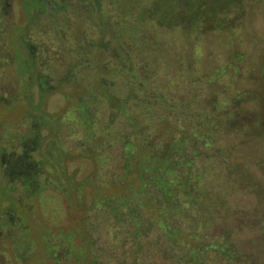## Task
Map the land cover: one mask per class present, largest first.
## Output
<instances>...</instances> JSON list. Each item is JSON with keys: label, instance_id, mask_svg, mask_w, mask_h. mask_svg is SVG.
<instances>
[{"label": "trees", "instance_id": "16d2710c", "mask_svg": "<svg viewBox=\"0 0 264 264\" xmlns=\"http://www.w3.org/2000/svg\"><path fill=\"white\" fill-rule=\"evenodd\" d=\"M82 1L78 12L86 21L100 18L99 25L109 17L107 31L99 29L97 40L89 37L84 25L83 50L110 53L114 61L98 65L108 77L100 76L89 90H97L101 100L90 93L73 101L68 92L73 107H66L58 117H33L35 136L44 124L57 125L58 138L50 143L55 155L50 145L46 150L51 159L48 167L43 153L40 161L32 159L38 144L28 148V141L20 155L14 153L2 162L1 200L7 196L10 205L0 208V264H263V248L254 260V252L244 250L239 234L244 228L256 229L253 224L264 230V189L252 171L261 170L264 161L254 159L255 165L247 167L237 152L247 144L260 145L264 88L246 91L244 98L237 92L231 98L243 100L239 106L233 102L220 108L213 95L205 98L189 84L181 55L185 45L176 42L166 47L157 41L159 34L181 28L189 18L196 22L205 0H173L168 9L162 7L165 0ZM238 1L213 0V8L214 3L219 8ZM33 5L61 11L53 0H33ZM186 26V32L195 34L191 22ZM149 37L156 38L153 44ZM32 48L28 60L35 67L38 51ZM229 58L239 63L242 54ZM84 62L97 67L91 59ZM81 64H70L68 81L79 82ZM118 78L131 85L119 96L113 91ZM99 102L107 117L102 124L95 105ZM119 123L118 136L106 140V131ZM84 128L100 149L87 148L86 136H76ZM68 142L71 147L66 148ZM112 152L113 162L118 159L121 164L118 170L109 164ZM77 159L91 164L85 175L71 164ZM56 194L63 203H55ZM253 197L258 205L247 208ZM58 207L67 212L62 226L51 228L35 215L36 208L45 216ZM245 212L252 221L245 220Z\"/></svg>", "mask_w": 264, "mask_h": 264}, {"label": "rangeland", "instance_id": "374dc122", "mask_svg": "<svg viewBox=\"0 0 264 264\" xmlns=\"http://www.w3.org/2000/svg\"><path fill=\"white\" fill-rule=\"evenodd\" d=\"M53 1L61 10L60 12H48L47 9H41L39 6L33 5V0H0L1 178L2 162L9 161L14 153L20 155L24 150V141L29 142L28 148L32 147L33 142H37L38 148L35 153L31 154V157L35 162H38L42 159L41 154L43 153L48 160L46 167L49 166L51 159L46 150H48L53 137L55 140L58 138V134H55L57 125L56 123L44 124L35 136L32 129L33 117L37 120L40 119V115L58 117L66 107L67 109L73 107V102L67 101L65 93L72 94L73 101L82 95L88 97L91 93L89 90L94 88L93 85L100 79L99 77L102 75L108 77V74L104 73L98 65L101 62L114 61L110 53L83 50V46H81L84 25L87 24L89 37L97 40L101 38V35H98L99 29L103 28L107 31L108 25L105 22L109 21V17L104 18L103 14L100 13L99 15L103 19H101L102 23L97 25L96 22L100 18L94 20L96 18L94 17L92 21L90 19L86 21L85 16L80 17L78 8L84 4L82 0ZM90 1L98 3L99 0ZM171 1L173 0H165V6L162 7L168 9ZM214 5L213 8V0H205L202 6L198 8L201 17L196 19V22L189 18V20L182 22L181 28H177L180 27L179 25L174 26L177 29L173 32H163L161 35L158 33L160 38L157 37V41L165 44L166 47L169 44L172 46L176 42L179 46L185 45L181 48V55L182 58L184 57V70L189 76V84H192L193 91L197 89L201 96L205 95V98L213 95V102L217 100L220 108L230 107L233 102L239 106L243 100L237 101L235 98H231L235 97L233 96L235 93L238 92L241 98H244L246 91L250 94L253 88H264V0H239L235 5L225 6L222 4L219 8L216 3ZM66 15L69 18H65ZM104 16L107 17L105 13ZM165 19L168 21L167 17ZM189 22L192 23V26L189 27L192 29L190 31L195 34L186 32L188 29L186 23ZM155 40L153 39V42L150 40L151 44ZM32 46L38 51L37 56L34 57L35 67L28 60L32 58L28 56L33 49ZM234 53L242 54L241 62L230 61L229 57ZM85 59H91L93 63L90 64L97 65V67H89V62L85 63ZM164 60L162 58L161 62H156L158 67ZM78 62H83L79 68L81 69V79L76 80L79 82L68 81L65 78L68 75V67L71 63L76 64ZM191 65L193 68H190ZM137 66L139 70H143L140 65ZM142 72H140L141 75ZM75 73H77L76 70ZM87 73L94 79H88ZM162 74L164 75L163 71ZM261 74L263 76H259ZM41 77L44 78L40 79ZM61 81L62 83L57 89H51V87L58 86ZM116 82V85L119 86L113 90L115 95L126 94L128 87H131L125 78H118ZM46 86L48 89H43ZM98 94V91L95 90L90 96L93 97L94 95L95 98L101 100ZM183 98L185 99L186 96L183 95ZM246 103L248 104V101ZM251 104L253 103L248 105L253 107ZM95 105L99 106L97 112L99 122L102 124L107 121L106 110L102 102ZM251 117L254 116H249V118ZM260 117L264 122V113ZM119 125L120 123L115 125L113 130L106 131L108 134L106 140H111L117 135L120 130ZM58 128L65 131L64 126L62 128L60 124ZM81 132H78L76 136H86L87 148H101V145L97 144L87 128ZM159 133L161 134V131ZM251 133L253 134V132ZM255 134L258 135L259 133L255 132ZM260 137L262 138L261 142L257 141L260 145L247 144L241 147V151L237 152L243 155L241 158L244 159L239 158L238 160L246 164L247 167L255 165L253 164L254 159L259 158V161H264V130ZM64 139H69V137L65 136ZM252 139L255 138L252 137ZM69 147L71 145L68 142L66 148ZM117 147L121 153V146L117 144ZM50 152L51 155H55V149L51 148ZM76 152L79 153L78 150ZM114 157L115 153L112 152L109 164L112 169L118 170L121 164H118V159L114 163ZM88 163L89 161L77 159L71 164L82 168V175H85L91 169V164ZM259 167H262L261 170L258 169ZM259 167L256 166L258 171H252L257 174V177H260L263 190L264 162ZM260 171L263 174H260ZM4 195L5 190L0 188L1 209H6L10 205L7 196L1 200ZM55 197L57 198L55 203L64 202L62 196L56 194ZM256 199L257 197L250 198L253 203L249 200L246 204L247 208L258 205L254 201ZM260 208L262 209V206ZM58 209H60L58 210L60 213L47 211L44 216L43 210L36 208L35 215L51 228L57 225L62 226L67 220V212L63 208L58 207ZM242 215L245 220L252 221L253 216L250 213L245 212ZM253 227L256 229H241L239 236L244 240V250L250 254L254 252L255 260L256 252L259 249L263 248L262 256L264 255V230L262 229V232L256 224H253Z\"/></svg>", "mask_w": 264, "mask_h": 264}]
</instances>
